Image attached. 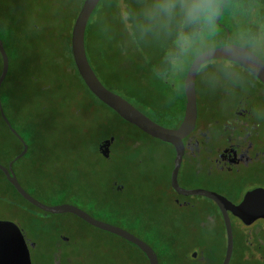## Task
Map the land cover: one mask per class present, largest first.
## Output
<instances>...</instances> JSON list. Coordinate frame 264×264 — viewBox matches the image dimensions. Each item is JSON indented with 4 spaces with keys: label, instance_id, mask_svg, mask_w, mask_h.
<instances>
[{
    "label": "rangeland",
    "instance_id": "1",
    "mask_svg": "<svg viewBox=\"0 0 264 264\" xmlns=\"http://www.w3.org/2000/svg\"><path fill=\"white\" fill-rule=\"evenodd\" d=\"M56 1L64 5V10L53 29L67 30L72 19H75L74 15L80 0ZM141 1L144 10L152 3V0ZM123 2L124 0H100L93 12L95 13L97 9H100L104 16L110 13L115 20H124ZM27 4L28 0H0V17L2 19L6 18L9 14L15 17L17 14V16H22V20H25L29 15L24 10ZM56 7V5L53 6V13ZM96 15L94 14V16ZM194 26L190 27V25L183 24L182 17L177 15L167 27L153 26L147 32L145 31L146 37L145 39L142 38L140 43L143 51H139L142 52L141 58H145V60L142 61L143 65L138 68L132 60L130 63H126L125 57L119 58L115 55L107 59L106 51L108 54H112L116 50L113 43L114 27L112 25L105 29L104 26L98 24L90 38H85L87 58L91 63V67L95 70L97 78L106 89L127 100L136 109L143 111L142 113L158 125L170 128L179 122L182 117L184 108L182 79L185 78L190 67L191 60L195 55L194 52L200 48L197 46L189 49L188 53L182 54L178 61H176L177 57H175V60L172 59L175 62L169 65L168 70L171 71L169 73L163 72V75H161L164 82H167L165 88L155 80L148 65V63L155 60L154 56H157L154 52L156 47L153 40L155 43L159 42L160 44L167 42L170 46L175 43L174 48H178L180 43L183 44L184 38L182 34L178 35L179 32L184 31L187 33ZM53 40L57 52L66 55L68 50L66 45H62L60 34L55 35ZM145 51L150 53L152 58ZM217 61L219 60L204 64L198 71L197 105L200 112L213 103L204 90L206 80L208 78L225 77L224 74L221 76L217 73L222 71ZM231 65L233 73L246 77V80L254 81L247 72L244 70L239 71L236 66ZM234 76L231 73L229 76L227 75L228 78ZM255 95L252 94V97L245 98L244 102L253 105L255 111L261 112L258 117L264 119V98L261 99L257 94ZM44 115L45 118L43 117L42 122L44 131L41 133L39 140L37 139L34 147L32 144L29 148L26 158L22 163H19L29 164L25 167L28 171V167L38 160V156L42 168L49 167L51 163H57L60 170L56 174L39 175V170L33 169V167L30 169L31 177L38 180L40 184L45 183L49 189L47 193L37 196L39 202L47 206L71 204L87 209L92 206L91 201H99L90 192L92 190L98 193L99 199L105 201L104 207L93 208L94 216L101 218L102 222L105 221L114 225H120L121 223L123 225L116 216L106 213L105 208L110 207V203L116 197L118 200H124L122 202L125 203V229L145 239L146 234H148L145 226H150L154 232L156 228L159 229L160 233L167 238L169 245L166 244V249L170 254L166 256V259L161 260V264H205L198 261L193 262L191 257L196 253L199 257L201 256V246L202 249L205 246L210 248L213 246L217 249V246L223 245V240L220 241V233L214 225L207 226L206 230L198 227L203 222L210 224L221 222L217 219H208L215 216L219 217L218 211L213 210L210 200L205 197L189 196V200L196 203L193 210L173 211L170 207L172 192L169 188V177L173 151L168 144L143 136L135 128L123 123L112 112L104 108L98 107L96 112H90L89 110L78 114L75 112H44ZM106 118L110 120L111 125L104 128L107 126L104 125ZM109 131L111 133L113 131L114 133L130 132L134 135L133 137H137L145 144L140 148L139 154L127 152L128 150H126L125 155L119 154L116 158L113 157L110 163L105 162L100 155L102 158L97 163L99 158L95 153L96 148L98 150L99 141H103ZM18 150V145L0 127V163L10 159ZM81 150L88 159L86 163L92 164L99 172H102L101 185L92 182L91 179L95 175L88 174L89 166L86 164V167L77 170H83L84 174L89 177L85 178L87 184H82L76 188L62 185V189L60 185L55 184V180L57 178L59 180L63 179L62 176H66L65 172L74 175L71 171L77 162L74 161V165L69 162L82 152ZM111 153L110 147L109 158ZM113 180L115 181L113 184L119 182V186L125 188L122 195L116 196L111 191L110 184ZM195 184L206 186L208 191L215 189L200 180L196 181ZM12 204L23 206L31 215L37 217L32 224V230L34 229V231L28 232L25 227H22L16 213L17 209ZM130 220H133L135 228H129ZM0 221L13 222L21 229L28 243L36 242L38 249L31 252L32 264H147L136 247L134 248L120 239H115L99 230L86 226L80 219L72 215L65 214L62 217H54V215L44 214L28 206L12 191L1 175ZM61 237L68 239L73 246L61 243ZM68 240L64 241L68 242ZM158 242L161 243L162 241L158 239ZM65 255L66 258H64ZM210 257L213 264L219 263L218 250H216L215 258H212V255Z\"/></svg>",
    "mask_w": 264,
    "mask_h": 264
},
{
    "label": "trees",
    "instance_id": "2",
    "mask_svg": "<svg viewBox=\"0 0 264 264\" xmlns=\"http://www.w3.org/2000/svg\"><path fill=\"white\" fill-rule=\"evenodd\" d=\"M126 1L124 0L123 2L125 16L124 20H115L113 19L110 13L104 16L100 9H97L95 13L93 12L87 23V27L85 30V38H90L94 28L98 24L104 26L105 29L113 25V43L115 44L116 50L112 54H108L106 51L107 59H109L110 56L115 55L119 58L125 57L126 63H130V61L132 60L134 65L139 68L141 67V65H143L142 61L145 60V58H141L142 52H139L143 51V48L140 44L141 39H145V31L147 32L148 29H151L153 27V25L149 23L144 14L145 10L143 2L141 0ZM82 2L83 0H80L76 8V12L74 15L75 18L80 10ZM54 5H56L57 7L55 8V12L53 13ZM24 10L27 11L29 14L27 16L28 18L25 20H22V16H17V14L15 15V17L11 14H9V16L3 19L0 17V40L3 43V47L5 49L9 62L6 78L0 87V103L4 115L9 121L11 127L17 132V134L23 139L24 143L28 146V150L24 157H22L20 160L13 164V170L16 174V178L21 187L29 195L38 200L37 196L47 193L49 189L47 188L44 182H42L44 184H40L38 180L31 177L30 169L32 167L33 169L36 168L37 170H39V175H45L48 173L56 174L60 170L58 169L57 163L54 162L51 163L49 167L42 168L39 160L40 158L38 156V160L35 161L32 166L28 167L29 171L27 170V168L25 169V167L29 164L19 163H22V161L26 158L27 154L29 153V148L32 146V144L34 147L35 143L37 142V139L39 140L41 133L44 131L42 124L43 117L45 118L44 112H75L78 114L79 112H86L87 110H89L90 112H96L99 107L112 112L123 123L126 122L123 121L120 117H118L112 110H110L100 101H98L89 92V90L86 88L83 81L79 77L78 72L74 66L70 51V27L74 18L72 19V22L67 28V30H61L59 28L53 29L55 28L56 22L59 21L62 15L64 5L59 4V2L57 3L56 0H28V4ZM94 14L97 15L94 16ZM117 22L119 23L118 25ZM182 32L184 31H180L178 35H181ZM59 34L61 37L62 45H66V49L68 50V53L66 55H61L57 52L55 41L53 40L55 35ZM153 43L156 47L154 52L157 56H154L155 60L153 62L155 64L152 62L148 63V65L150 67L151 72L153 73V76L155 77V80H157V82L161 86H164L166 88L167 84L161 78V75H163V72L167 73L169 71V63H167V59L175 58L178 52L176 48H174L175 43L173 46H170V44H168L167 42H162L161 44L159 42L155 43L154 40ZM145 53L152 58V55H150V53L146 51ZM88 62L91 66L89 59ZM92 70L95 73V70L93 68ZM104 125H107L105 127L103 126L104 128H107L109 127L108 125H111L110 120L108 118L105 119ZM129 126L135 128L132 125ZM0 127L2 128V130L7 132V134L18 145L19 148L17 153L10 159L4 160L3 158L4 163L0 164L3 166H7L8 163L21 152L22 145L10 133L9 129L4 124L1 116ZM135 129L140 132L143 136L152 139L151 137L139 131L137 128ZM133 136L134 135H132L130 132L125 133V131H121L119 133H114L113 131V133H111V131H109V134L105 137L104 140L113 137L114 141L111 144L112 153L110 155V158H103L104 161L110 163L113 157L116 158L119 154L125 155L126 150H128L127 152L139 154L140 148L145 144V142ZM101 142L102 141H99V143ZM81 151L82 152H80L75 158H73V160L69 162L72 164L74 161L77 162L76 166L73 164L74 169L71 171V173L74 175H70L65 172L66 176L63 175V179L59 180V178H57L55 180V184L60 185L62 189V185L76 188L80 187L82 184H87L85 182V178L89 177L84 174L83 170H77L81 167H86V164H88L89 166L88 174L95 175L94 178L91 179L92 182L94 184L96 183L101 185V178L103 177L102 172L100 171V173L92 164L90 165L89 163H86L88 159L85 157V153H83V150ZM95 153L99 158L97 161V163H99L102 157L100 156L97 148ZM0 175L3 177V180L11 187L12 191H14V193L20 199H22L16 193L13 187L6 181L5 177L1 172ZM87 182L89 183L90 181ZM113 182L115 181L113 180L110 184L111 191L116 196L122 195L123 192H125V188L120 187L119 182L114 184ZM90 192H92L95 198L99 200L98 202L91 201L90 203L92 204V206L87 209H82L77 205L74 206L80 208L96 220L102 221L101 218H96L94 216L93 208H97L98 206L104 207L105 201L104 199L98 198L97 192H94L92 190ZM122 201L124 200H118V198L116 197L114 201L110 203V207L105 208V212L116 216L118 219H120L119 222H122L123 225H121V223L120 225H114L113 223H108L105 221L104 222L126 230L127 232L133 235L134 233L125 229V203H123ZM23 202H25L28 206L36 209L26 201L23 200ZM12 206L14 205L12 204ZM14 207H16L17 209L16 213L19 217L22 227H25V229L30 232L33 228V221L34 219H37V217L33 214L31 215L21 205H17ZM62 216L64 215H54V217ZM80 221L84 225L89 226L82 220ZM135 227L136 226L134 225L133 220H130L129 228L131 229ZM145 229L148 231V234H146L147 237L145 239L141 238L140 240L148 244L153 249L159 259V263L161 264V260L166 259V256L170 254V252L168 253L166 249V246L169 245L167 238L164 236V234H161L159 229L157 228L155 229V232L150 226H145ZM32 231H34V229ZM102 233L111 236L115 239L122 240L121 238L116 237L114 235L105 232ZM33 239L31 240L33 241ZM158 239L162 242H158ZM64 240L68 239L61 237L60 242L65 245L70 244L69 240L68 242H65ZM124 242L127 243L126 241ZM70 246L73 245L70 244ZM37 249L38 245L36 244L35 250ZM143 257L146 263L148 264L144 255ZM64 258H66V255L64 256Z\"/></svg>",
    "mask_w": 264,
    "mask_h": 264
},
{
    "label": "flooded vegetation",
    "instance_id": "3",
    "mask_svg": "<svg viewBox=\"0 0 264 264\" xmlns=\"http://www.w3.org/2000/svg\"><path fill=\"white\" fill-rule=\"evenodd\" d=\"M186 35L192 36V43L190 46L180 43L178 48L176 47L179 52L176 61L182 54L197 46L200 49L194 52L191 61L204 51L235 45L251 51L264 62V0H219V9L211 21H202L187 33L182 32V36ZM172 59L175 60L167 59L169 65L175 62ZM217 63L222 69L217 73L221 76L224 74L225 77L206 80L204 90L213 103L201 112L197 105L199 70L196 74V123L193 131L182 140L184 148L177 173V185L184 191L205 190L206 186L195 184L200 180L215 188L209 192L225 198L234 206H239L248 194L264 191V119L258 117L261 112L255 111L253 105L244 102L245 98L252 97V94H257L263 99L264 86L236 63L223 60ZM231 64L239 71L247 72L254 81L246 80V77H241L238 72L239 75L233 73ZM230 73L235 76L228 78L227 75ZM183 83L184 79L182 87ZM182 98L184 99L182 117L168 129H177L183 119L185 109L183 88ZM169 146L173 151L171 175L176 152L173 146ZM169 188L172 192L170 207L173 211L194 209L196 203L189 200V196L175 191L171 186L170 177ZM210 202L213 210L218 211L219 217L208 219H217L221 222L213 224L203 222L198 227L206 230L207 226L214 225L220 233L223 245L217 246V249L213 246L211 248L205 246L202 249L201 246V256L196 253L191 260L213 264L210 255L215 258L218 250L220 257L218 264H222L227 249V231L218 206L213 201ZM258 211L259 209L255 208L253 213ZM228 215L232 235V250L228 264H264V218L252 217L253 215L245 211L239 212L237 216H232L230 212ZM135 237L141 239L136 235ZM25 241L31 260V252L35 251L36 244L28 243L26 239Z\"/></svg>",
    "mask_w": 264,
    "mask_h": 264
},
{
    "label": "water",
    "instance_id": "4",
    "mask_svg": "<svg viewBox=\"0 0 264 264\" xmlns=\"http://www.w3.org/2000/svg\"><path fill=\"white\" fill-rule=\"evenodd\" d=\"M99 2L100 0H83L80 10L71 28L70 51L78 75L89 92L98 101L112 110L123 121H125L129 125L134 126L139 131L151 137L152 139L158 140L174 147L176 156L174 161V168L170 175L171 186L178 193L187 196L205 197L213 201L218 206L226 227L228 240L225 258L222 264H228L232 250V235L228 212H230L232 216H237L239 212L245 211L249 215H253L252 217L264 218V191H258L248 194L239 206H234L225 198L213 192L200 189L188 191L180 189L177 185V173L183 156L184 147L182 140L187 137L195 127L197 117L195 79L197 71L202 65L215 60H223L236 63L240 67L247 70L264 86V62L251 51L235 45L222 46L200 53L191 62L184 78L183 92L185 97V109L183 119L177 129L164 128L152 121L138 109H136L127 100L106 89L92 70L85 51V30L90 16ZM0 58L1 87L3 81L6 78L9 67L8 57L1 40ZM0 116L6 127L9 129L10 133L22 145L21 152L16 155L8 163L7 166H3L0 164V172L3 174L6 181L13 187L16 193L24 201L40 210L44 214L55 216L69 214L75 216L89 226L102 232L119 237L132 246L136 247L145 256L148 264H159L158 257L153 249L148 244L135 237L131 233L127 232L126 230L96 220L74 205L61 204L57 206H47L29 195L21 187L13 171V164L24 157L28 150V146L24 143L23 139L17 134V132L11 127L9 121L4 115L1 103ZM113 141L114 138L110 137L109 139L103 140L97 146L99 154L104 159L109 158V149ZM255 208L259 209L257 213H253V210H255ZM0 264H31L29 249L27 247V243L22 234V231L18 227V225L10 221H0Z\"/></svg>",
    "mask_w": 264,
    "mask_h": 264
},
{
    "label": "clouds",
    "instance_id": "5",
    "mask_svg": "<svg viewBox=\"0 0 264 264\" xmlns=\"http://www.w3.org/2000/svg\"><path fill=\"white\" fill-rule=\"evenodd\" d=\"M219 9V0H152L145 10V16L153 26L167 27L180 15L185 25H197L202 21H211ZM190 46L192 36L186 35L182 41Z\"/></svg>",
    "mask_w": 264,
    "mask_h": 264
}]
</instances>
